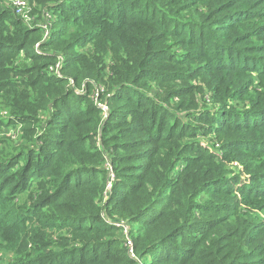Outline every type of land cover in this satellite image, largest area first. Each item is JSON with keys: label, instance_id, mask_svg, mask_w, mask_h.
Instances as JSON below:
<instances>
[{"label": "trees", "instance_id": "obj_1", "mask_svg": "<svg viewBox=\"0 0 264 264\" xmlns=\"http://www.w3.org/2000/svg\"><path fill=\"white\" fill-rule=\"evenodd\" d=\"M28 1L0 0V264H264V0Z\"/></svg>", "mask_w": 264, "mask_h": 264}, {"label": "built area", "instance_id": "obj_2", "mask_svg": "<svg viewBox=\"0 0 264 264\" xmlns=\"http://www.w3.org/2000/svg\"><path fill=\"white\" fill-rule=\"evenodd\" d=\"M13 6H14V10H15L16 14H18L20 17H22L25 21L30 22L29 20L26 19L25 15H23L22 13H18V11L21 12L23 8H26V9L30 8L29 5H28L27 0H17V1H15ZM41 27H42V29L44 28L45 31H46L45 33H47L46 25L45 24H41ZM101 106H102L103 110H106V106H103V105H101ZM122 223L123 222L117 223V226L122 228V232L125 233L124 235H125V239H126L127 243H129V245H131L132 241H131V239L129 237L128 226L125 223H124L125 225H121ZM129 253H130L131 257H135L132 248L129 249Z\"/></svg>", "mask_w": 264, "mask_h": 264}, {"label": "rangeland", "instance_id": "obj_3", "mask_svg": "<svg viewBox=\"0 0 264 264\" xmlns=\"http://www.w3.org/2000/svg\"><path fill=\"white\" fill-rule=\"evenodd\" d=\"M10 2V4L13 6L15 1L17 0H8ZM28 2V5H29V1L27 0ZM30 7V6H29ZM18 13H22L23 15H25L26 19L29 20L30 22H36V19L38 17V14L36 12H33L32 8L30 7L29 9H26V8H23L21 12L18 11ZM106 110H107V107H106ZM13 129V128H12ZM12 129H10L9 131H12ZM10 134V133H8ZM110 178V181L112 180L113 176L110 175L109 176ZM120 222H124V221H120ZM121 225H125L124 223H122ZM122 234L124 235L125 233L122 232ZM128 234V233H127ZM124 237V245L127 247L128 249V252H129V249H133V243H131V245H129V243H127L126 239H125V235L123 236ZM130 237V236H129ZM131 239V238H130Z\"/></svg>", "mask_w": 264, "mask_h": 264}, {"label": "water", "instance_id": "obj_4", "mask_svg": "<svg viewBox=\"0 0 264 264\" xmlns=\"http://www.w3.org/2000/svg\"><path fill=\"white\" fill-rule=\"evenodd\" d=\"M110 180V179H109Z\"/></svg>", "mask_w": 264, "mask_h": 264}]
</instances>
